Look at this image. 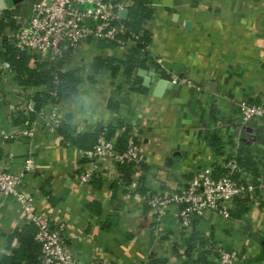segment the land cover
I'll list each match as a JSON object with an SVG mask.
<instances>
[{"label":"crops","instance_id":"crops-1","mask_svg":"<svg viewBox=\"0 0 264 264\" xmlns=\"http://www.w3.org/2000/svg\"><path fill=\"white\" fill-rule=\"evenodd\" d=\"M32 1L0 0V13L8 11L19 25L16 19L28 15ZM103 1L126 10L134 2ZM149 7L145 47L121 36L123 43L88 40L65 59L62 72L76 82L57 108L63 117L70 114L64 119L69 138L22 109L29 101L34 107L33 97L45 87L21 86L13 68L0 66V160L23 171L22 190L33 196L39 214L65 222L79 264H218L207 253L215 244L246 256L235 264H264V195L239 199L230 223L207 213L190 230L179 225L177 206L156 219L145 202L185 186L203 167L220 173L234 151L249 172L264 171V119L241 124L239 110L241 101L264 100V0H149ZM6 38L11 44L7 32ZM130 55L142 61L136 75L143 92L117 66ZM154 72L192 85L175 83L156 95L158 80L149 76ZM31 127V137L22 134ZM101 127L117 144L129 127L143 162L127 168L100 161L94 179L80 184L74 175L87 162L82 150L92 147ZM28 159L32 170L24 169ZM25 225L14 197L0 195V260L18 247L10 238Z\"/></svg>","mask_w":264,"mask_h":264},{"label":"built area","instance_id":"built-area-1","mask_svg":"<svg viewBox=\"0 0 264 264\" xmlns=\"http://www.w3.org/2000/svg\"><path fill=\"white\" fill-rule=\"evenodd\" d=\"M126 9L123 5L103 0H33L29 13L16 19L18 28L8 30L11 45L18 51L28 53L31 58L29 66L45 63L54 69L53 83L60 82L57 71H62L65 59L74 55L79 47L88 40L96 42H119L121 35L128 34L130 39L145 47L141 33H134L118 18V10ZM161 62L160 58L156 59ZM1 69L11 70L13 67L7 60L1 61ZM172 84L191 82L173 77ZM50 100L46 107L35 111L30 101L22 106L26 113H36L50 131H58L64 121L63 114L57 108L61 98L54 87L50 90ZM54 100V101H52ZM240 122L247 123L252 119H264V100L241 101L239 103ZM31 137L33 128L22 133ZM19 137L3 135V139ZM87 161L75 180L80 184L90 183L100 169V161L108 160L118 166L132 165L138 167L143 162V152L136 142L135 135L128 133L125 148L119 150L114 139L107 136V127H101L91 148L82 150ZM238 152L234 151L224 162L220 173L213 167H203L196 171L187 184L172 190L166 195H150L146 204L153 211L155 218L160 217L169 205L178 207V223L184 230H190L195 219L204 218L207 213L219 216L227 223L234 220L239 199H253L264 195V171L249 172L239 161ZM34 163L28 159L25 170H32ZM24 173L22 170H9L0 160V195L12 196L19 203L23 219L36 227L34 240L39 245L37 260L39 264H79L68 247L62 220L51 223L35 209L32 195L22 190ZM208 257L218 264H235L238 260H246L238 249L225 248L215 244L208 249Z\"/></svg>","mask_w":264,"mask_h":264},{"label":"trees","instance_id":"trees-1","mask_svg":"<svg viewBox=\"0 0 264 264\" xmlns=\"http://www.w3.org/2000/svg\"><path fill=\"white\" fill-rule=\"evenodd\" d=\"M194 4L198 3L199 0H191ZM127 17L123 22L126 26L129 27L134 33L139 31L143 32V44L147 45L149 37L147 31L144 29V24L152 17V9L149 7V0H134L133 4L127 7ZM18 25L15 24L8 11H3L0 13V38L2 40V46L4 48L3 52L0 53L1 56L12 65L16 78L21 86H44L45 90L41 93H37L33 97L34 107L33 109L39 110L50 100V90L54 87L57 89V94L59 97L66 96L73 91L75 85V78L70 72L57 71L56 73L59 76L60 82L58 84L53 83V72L52 67H48L45 63H36V67L32 68L29 66V60L31 56L24 52L18 51L16 48L11 45L7 38V30H15ZM123 39L128 38V34L121 35ZM113 62L112 60L103 63L108 65V63ZM122 64L124 66V73L128 79L133 78L134 85H139L136 87L137 90L143 92L145 87L141 85V79L136 75V68L142 65V61L135 59L130 55L124 61H118L117 66ZM117 66L112 67L113 75L117 71ZM54 101V100H52ZM109 107L115 109L118 107L117 104L110 105ZM59 131L64 134L65 137L69 138V126L63 121L60 125ZM129 127L123 132L119 137L117 148L122 150L125 148L126 140L128 136ZM124 167L130 168L132 165H122ZM238 202V201H237ZM36 232V227L33 224L26 223V225L13 233V236L10 238L12 240L15 238L18 242V247L15 248L11 254L5 255L0 260V264H39L37 260V255L39 252V245L34 240V235ZM208 253V252H207Z\"/></svg>","mask_w":264,"mask_h":264},{"label":"water","instance_id":"water-1","mask_svg":"<svg viewBox=\"0 0 264 264\" xmlns=\"http://www.w3.org/2000/svg\"><path fill=\"white\" fill-rule=\"evenodd\" d=\"M127 13H128V11L126 9L118 10V18H119V20H121V21L125 20L126 17H127ZM143 73H144L143 70L139 71V75L143 76L144 75ZM149 76H150V80L151 79H157L158 80L157 87L155 89V94L156 95H159L162 92L163 89L170 88L172 86L171 81L163 78L159 73H155V72L154 73H149ZM147 81H149L148 77L145 78V82H147ZM69 116H70V114L66 113L64 115V119L67 120ZM245 128H246L247 131L250 130V128H247V127H245Z\"/></svg>","mask_w":264,"mask_h":264}]
</instances>
